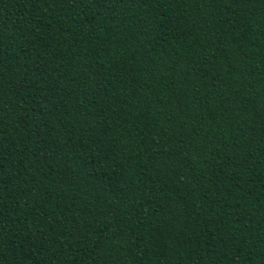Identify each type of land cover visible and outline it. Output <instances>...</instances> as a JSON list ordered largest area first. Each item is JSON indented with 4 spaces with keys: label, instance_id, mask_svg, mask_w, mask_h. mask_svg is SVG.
<instances>
[{
    "label": "trees",
    "instance_id": "trees-1",
    "mask_svg": "<svg viewBox=\"0 0 264 264\" xmlns=\"http://www.w3.org/2000/svg\"><path fill=\"white\" fill-rule=\"evenodd\" d=\"M0 264H264V0H0Z\"/></svg>",
    "mask_w": 264,
    "mask_h": 264
}]
</instances>
